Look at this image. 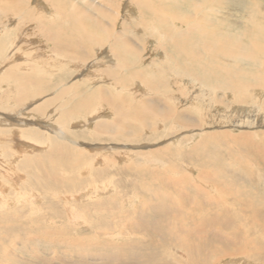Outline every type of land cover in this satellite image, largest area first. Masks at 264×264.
<instances>
[{
	"label": "rangeland",
	"instance_id": "obj_1",
	"mask_svg": "<svg viewBox=\"0 0 264 264\" xmlns=\"http://www.w3.org/2000/svg\"><path fill=\"white\" fill-rule=\"evenodd\" d=\"M22 1L24 7L22 4H20ZM22 1L20 0L18 2L17 0H1L0 2V7H7V9L9 8L10 10L9 12L6 11V16H9L8 18L5 17L4 20L3 15L5 14H2L3 17L0 19V33H2L0 36L2 35L3 37L0 39L2 40L0 41V68L3 69L0 71V73L5 72L7 69L21 65L20 67H28V70L26 69L24 71L26 74L30 73V75H33V73H36L37 71L36 65L38 62L42 61L43 64L47 63L46 59L44 58H47L50 54L53 55L49 61L53 63L55 62L54 60L57 61V58L53 59V56L55 57L56 54H54L52 51L60 53L63 57H80L81 59H85V64H80V66L78 65L76 68L68 66V68H66L67 70L62 69L64 71H57L58 77L55 80L50 77L47 78L46 82L43 80L42 83L45 84L42 85V94L35 97L32 96V94L31 96L26 95L21 105L15 109L17 112H0V115L2 114L1 117H10V120L4 119L2 117V119H0V126L3 127L4 125L6 127L3 128H5V132L7 134H13L15 138L19 136L20 139L19 137L18 139H15L13 136L11 137L15 139V143L18 141L17 145L19 146V150L23 149L22 152H17V156H19L18 158L16 157L17 160L10 159L9 157L7 158L6 155L4 158H2L3 160L0 158V165H2V168H9L13 165L15 168H21V170L18 169L20 170L19 173L22 177L19 182V191L23 192L24 190H27V192H36V196H38L37 202L34 204L36 211H30V208H28V205L30 204L25 201H18L17 196H15L16 192H14L11 188H8L7 192L4 193L3 198H9L11 204L9 206L5 205L6 207H4V205L0 207V236L5 235L4 237L6 239V241L5 239L0 241V245L4 242L3 245L0 246V264H211V262L212 264H256V262L257 264H262L264 262V89L259 87H263L264 85L256 84L255 77L258 74H260V77H262L261 73L264 72V64H262L264 63V58H262V56L264 57V0H181V3L178 5L179 8L174 7V5H172L173 3L170 4L169 0H166L167 2L162 0L163 5L166 6L164 8H167V5L169 7L167 12H170H166L167 14H171V12L174 11V14H177L180 10H182L180 12H184L186 15L192 16L191 19L196 20L195 22H202L201 24L207 28L216 27L213 31H219L218 33H231L229 40L231 39L232 41H236L237 44H242L241 46H245L246 48L249 46L248 50H250L253 54V60L252 58H248L246 56H241L242 58H234L225 54L223 55L221 52L217 50L215 51L211 44L202 42L203 44L201 43L199 46L202 48V50H204V55L202 56L203 59H200L201 62H199V60H194L191 58V56L185 55V53H180L181 55H174L172 52H170L169 62L173 65V61L176 59L175 63H179V66H181V69L185 70V72L199 70L201 64L204 67L207 66L209 69L207 71L211 74L209 78L212 81L216 79V74L218 73L223 74L224 71L228 72L229 75L231 73L233 78H237L234 79L236 84L239 82L238 84L246 87L248 92L242 90L244 98L246 96V99L250 100L249 92L251 95L255 94V101L246 103V101H243V99L241 101L242 103L239 102L238 104L245 107L247 111L252 110V108L255 106V111L251 114L255 116V120L257 119L256 123L248 124L245 123L244 119V123L246 125H243L244 123H242V126H237L236 128L234 126L232 129L230 123H224L220 121L217 122L218 124H207L201 119L198 112L196 113L191 110L188 112L184 110L183 113L186 114L185 117H181L178 120L180 122L176 121L174 128L169 127L171 126L169 122L162 123L160 118L154 116L150 118H148V115L142 116L140 120H143L144 122H141L140 120H133L134 118L132 120H128L129 124H131V122L135 124L136 122L138 125L137 129H139V132H136L135 135L132 130L126 131L123 128H118V130L120 129L119 131H111L96 127V122L98 121L97 118H95L96 114H104L107 116H109L108 114H111L112 119L115 118L114 109L110 108V105L106 106L107 103H105V93H94L98 88H107V84L113 83V81L118 77V75H116L117 72L114 71V69L111 70L112 68H110L109 64H107L111 63L108 60L115 61L114 54L111 52L112 49L110 48L114 39L111 41V38H108L107 42L105 43L106 45H104L105 47H102L105 49L103 52L108 51L106 55L107 57L102 54V51L96 52V45H91L90 42L85 41L83 34L79 32L80 29H78V27L80 25L78 26V24L76 25L75 23L71 24L69 21L71 16L69 11L73 12L71 9L73 7L72 4H74V0H72L73 2L71 0H65L66 5H60L62 3L59 2V4V0H56L57 4L53 0ZM141 1H137V3L135 0H133V2L131 0H109L111 5L110 8H112L114 12L118 13H115V18L119 15H126V11H128V9H131L132 13L143 10V14L147 17L152 13L151 11H156L158 13L163 9L160 7V10L158 11V8H151V5H159V1L157 0H144L142 4L139 3ZM109 2L107 1L106 4ZM1 3L3 5H1ZM79 4L82 5L81 2ZM27 6L30 7L28 8ZM24 8H26V10ZM200 8L202 9L201 11L199 10ZM23 11L24 13L26 11V13L31 11L33 14L29 13L28 16L30 15L31 17L27 16V18H23ZM44 12H47L48 15ZM58 18L64 22H61ZM112 20L113 19H110L111 22ZM144 20H146V17H144L141 21ZM47 23L49 24L47 25ZM51 23H54V26ZM113 23V28L118 29L119 24L121 23L120 18H117V20H115ZM176 25L180 26L181 23L176 21ZM40 26H43L44 28ZM144 26L147 25L144 24ZM137 27L138 25H132L131 29L134 31ZM25 28L29 29L26 30ZM11 29H14V31ZM47 29L50 34L55 36L54 38L57 37V39H60L58 40L59 43L57 40H51L49 42L46 37L44 38ZM16 31H21V34L18 32L16 33ZM142 32L143 30H141L139 33L135 32L141 41L131 38L129 44L140 45V47L144 48V61L141 62L142 67L146 68L147 70L151 68L152 70L150 69L148 73H156L157 71L155 70H157V63L153 61L159 60L157 59L158 54H156L159 51H156V47L150 43L152 38L146 40L144 37H142V35H140ZM7 35H9V37H7ZM199 41H201V39L198 40V42ZM52 42L58 43V45L54 46V43ZM10 43L13 44L11 47H8V44ZM202 45L204 46L202 47ZM205 47H209L210 51ZM256 47H260L262 49L259 48V50ZM21 51L24 54H22ZM77 51L79 54H77ZM10 53L13 55L10 56ZM83 53L86 54L82 56ZM16 54H18V56ZM33 54L36 55L33 57ZM8 55L10 57H8ZM51 55L49 57H51ZM49 57L47 58V61ZM41 59H43L45 62ZM36 60L38 61L37 63H35ZM59 60H61V58ZM191 60L193 62H191ZM61 61H63V58ZM185 61L187 63L191 62L190 65H181ZM23 62H25V64ZM23 64L24 66H22ZM225 64L227 66H224ZM138 67L140 68L139 63L137 68ZM47 68L50 67L47 65ZM51 68L56 70V68ZM137 68L135 69L136 72L139 70V68ZM207 68H205V70ZM103 69L105 71V75H102ZM200 70L202 69L200 68ZM55 72L56 71H54V73ZM84 72H88V76H93L96 74L98 75V78H100L99 76L102 78H100L96 84L91 85L90 82H92V80L89 81L90 78H83V76H81V74ZM243 72L244 74H241ZM121 79L127 80V76L120 74L119 80L121 81ZM183 81L184 83H188L189 80H187L185 77L183 78ZM69 82H74L73 84L76 86L71 88L72 91L70 90V92L66 93V97L64 96V101H66L65 99H68L67 102H64L62 98L57 96V101H55V104L46 107L45 110L43 109L41 111V113H32L35 103L38 104V101H40L42 96L45 97V95H52L55 97L56 95L54 93L57 94L58 92L59 94V86L68 84ZM137 82L135 81L131 87L128 86L129 88L133 87L130 96L132 95V92L134 93L137 90L139 91L136 92L137 94L135 93V98L138 95H141L140 90L142 87L143 90L145 88L144 91L148 92V89H146L144 84L141 85L139 82ZM10 84L11 83L8 84L7 81H0V97H5L6 94L8 95L9 93V97H6L8 99L12 98V100H14L13 98L16 96L14 93L18 92L20 87L13 85L12 88V85ZM166 84L168 86L170 83L167 82ZM251 84H254V89L252 88ZM177 85L178 86H175L176 90L173 91V93L180 95V97H183L182 99L186 100L188 96L185 93L183 86L181 88L179 83H177ZM166 87L162 89L163 91H161V93H164V90L165 93L167 92V94L170 92L169 88H167L168 91H166ZM9 90L11 91V94ZM253 90H258V92L252 93L251 91ZM221 91V89L216 90V93H221ZM124 93L122 94L127 96L126 92ZM94 94L98 96L97 98L99 99H96V96L93 99ZM150 94L152 95L151 97L164 99L162 96H158L154 92ZM224 95V99L231 103L232 101L229 99H231L232 96L228 97V94ZM84 98H86L87 102L90 100V103L95 106L97 105L96 107L98 109L96 108L95 111V108L90 107V109L86 108L87 111L86 109L84 111L76 108L78 109V112L75 111L74 107H76L77 104H80V102L82 103ZM144 98L145 100L142 101V104L144 105V103H146L148 104L147 106H150L148 101L145 102L149 99L148 95L144 96ZM36 100L38 101L36 102ZM61 101L65 104H62ZM57 104L66 106L64 109H67L66 112L72 111L66 120H62L60 118L61 115L65 113V111H62V105H59L58 108ZM166 104L169 103L166 102ZM156 105L157 104L151 106L150 111H152L154 114H160L161 108ZM161 105H165V103L162 102ZM231 105H234V103ZM231 105H223L216 102V105H214L210 110L212 114H223L227 109L229 111L232 110L230 108ZM128 108L129 106L124 103L122 110L128 111ZM51 109L53 110L51 111ZM182 109L180 107H176L174 111L179 113V111ZM19 112H22L21 114H25V117ZM231 113L233 116L234 114H237L235 109ZM243 113H245V111L239 112L240 115ZM93 115H95V117ZM34 117L38 118L35 119ZM87 117L89 119L86 121ZM190 118H192V120H190ZM51 119L52 121H50ZM112 119L110 118V120ZM5 120H7V122ZM46 122L47 124L49 123L48 126L42 124ZM138 122L142 124H139ZM13 123H17L16 128H14L15 125ZM147 123H149L150 126ZM160 124H166L165 129H167L165 130L162 128ZM182 124H184V126H182ZM187 124H190V126L186 129L185 126H187ZM53 127L57 128L53 129ZM17 128L20 131L16 130ZM25 129H27V131ZM21 130H23V132ZM28 132H36L39 135H51L50 137H52V139L61 143L63 142L57 138V135L59 136V134H65V136L68 138V142H66V139L64 144L67 145L70 150L73 149L78 152L84 151L86 152V155H91L95 159L92 162L93 165H89V162L86 159L80 160V162L74 166L75 169H71V174L64 172L61 174V171L56 169L54 172L49 171V173H52L51 176H49L48 171L46 170L47 167L45 166L46 163L41 162V157L49 151V148H47L48 146L46 145L47 143L42 141L37 143L36 141L32 140V137V139H30L26 135ZM159 132L161 135L158 134ZM93 133H96L100 139H97ZM115 134L119 135L117 136V139L113 138ZM163 134L165 136H163ZM193 134L196 136L192 138ZM92 137L96 139H93ZM101 137L104 138V140H102ZM85 138L88 139L86 140ZM203 141H206L205 143L209 144L203 145L201 143V146L195 148V145ZM111 147L112 149L110 150ZM177 149L179 151H177ZM99 154H102V156L107 160H103L104 158L100 157ZM99 158H101V160ZM11 161H14L15 163H12ZM8 162L13 165L9 164ZM89 168L91 170L90 173L98 177V180L94 181L98 182V185L92 184V177H89L87 174L82 175L79 172L80 170L87 173L90 171ZM55 177H57L56 179H58L60 183L53 181ZM89 183L90 185L88 186ZM107 183H109V186L111 184V187L108 188L109 191L104 189L105 186H107ZM94 185L97 186L98 189L94 187ZM88 188L91 189V194L87 191ZM94 188L98 191H95ZM65 189L69 191V196L73 195L75 198L73 197L72 199L67 198L66 200H63L59 193H61L62 190L65 191ZM78 190L82 192L83 195L79 196L80 193L77 194ZM103 191L105 192L103 193ZM219 193H222V195ZM226 194H228V197ZM216 202H218V204ZM62 204H65L63 205L64 207ZM66 205H71L72 208L74 206V210L76 212L75 214L79 218L78 221L69 222V217L68 220H66ZM224 206L227 208H224ZM257 206L258 208L260 207L259 210ZM39 207H41V209ZM48 208H52V210L54 209V211L58 212V215L62 218H60L57 213H52L53 211ZM3 213L4 215L6 213L7 217H3ZM231 213H233V215ZM195 214H197V216ZM43 215L45 219H41ZM53 215L56 217V219L51 220L50 217L53 218ZM1 216L3 218H1ZM227 216L229 217L227 218ZM239 218L243 219L240 221ZM195 219L197 221H195ZM12 223L15 227L12 225ZM235 223L236 225H234ZM27 232L29 233L27 234ZM235 234H237L236 238ZM217 238H219V242L216 241L218 240ZM189 239L192 240L190 241ZM221 240L223 243H220ZM175 243L178 246H176ZM205 245H209L208 248ZM176 248L178 249L176 250ZM231 248H235L237 252L235 250L233 251ZM208 251L211 253L209 256ZM180 252L182 253L180 254ZM230 253L233 257L230 256ZM4 254H7V257L1 259L3 256H5ZM213 261L216 262L213 263Z\"/></svg>",
	"mask_w": 264,
	"mask_h": 264
},
{
	"label": "bare ground",
	"instance_id": "obj_2",
	"mask_svg": "<svg viewBox=\"0 0 264 264\" xmlns=\"http://www.w3.org/2000/svg\"><path fill=\"white\" fill-rule=\"evenodd\" d=\"M18 2L20 1V0H17ZM22 1V0H21ZM54 2H56V0H53ZM69 1V0H68ZM72 1V0H71ZM109 2V0H74V4H72L73 5V7H72V9L71 10H73V12H75V13H73V12H71V11H69V13H70V23L71 24H78V29H80V33H82L83 34V38L85 39V41H88V42H90V44L91 45H96L95 47H96V49H95V51L96 52H98V51H102V54L103 55H107V53H108V51L107 52H103V51H105V49H103L102 47H105L104 45H106L105 43L107 42V40H108V38H111V41L114 39V41H112V44H111V49H112V51L111 52H113V54H114V57H115V61H113V60H108L109 62H111V63H107V64H109V67L110 68H112L111 70H113L114 69V71H116L117 73H116V75H118V77H117V79H115L114 81H113V83H110V84H107V88H105V89H102V88H98L97 90H95V92L94 93H97V92H104L105 93V103H107V105L106 106H108V105H110V108H112V109H114V111H115V118L114 119H112V115L111 114H108L109 116H107V115H98V114H96V117H95V115H93L95 118H97V125H96V127H99V128H103V129H107V130H111V131H117L118 130V128H123L124 130H132V132H134V135H135V133L136 132H139L138 130L139 129H137V127H138V125L136 124V122H135V124H133L132 122H131V124H129V121L128 120H132L133 118V120H140V118L142 117V116H144V115H148V118H150V117H152V116H154V117H158V118H160V120H161V122L162 123H166V122H169V124L171 125V126H169V127H171V128H174L175 127V123H176V121L177 122H180V121H178L181 117H185V113H183L184 112V110H186V111H194V112H198V114L200 115V117H201V119L202 120H204L205 121V123H207V124H211V125H213V124H216L217 122H220V121H222V122H224V123H230L231 124V127H232V129L234 128V126H235V128L237 127V126H242V123H244V119H245V123H248V124H255L256 123V121H257V119L255 120V116L253 115V114H251L252 112H254L255 111V106H254V108H252V110H249V111H247L246 109H245V107H243V106H240L238 103L239 102H241L243 99V101H246V103L247 102H250V101H255V94L254 95H251L250 94V92H249V95H250V100H248V99H246L247 97L245 96V98L243 97V94H242V90H245V92H248L247 91V89H246V87H244V86H242L241 84H236L234 81V79H237L236 77H232V75H231V73H230V75L228 74V72H226V71H224V73L223 74H220V73H218V74H216V79L215 80H210V76H211V74H210V72H208L207 70H209L208 68H207V66L206 67H204L202 64L200 65V68L202 69V70H200V68H199V70H196V71H187V72H185V70H183V69H181L182 67L181 66H179V63L177 64V63H175V60L173 61V65L169 62V58H170V52H172L174 55H179L180 53H185V55H188V56H191V58H193L194 60H199V62H201L200 61V59L202 60L203 58H202V56L204 55V50H202V48L201 47H199L200 45H201V43L203 42V43H206V44H211L214 48V50L216 51H219V52H221L223 55L225 54V55H227V56H231V57H234V58H239V57H244V56H246V57H248V58H252L253 57V54L251 53V51L250 50H248L249 49V46H248V48H246L245 46H241V45H239V44H237L236 43V41H232L231 39L229 40V37H231L230 36V34L231 33H224V34H222V33H218L219 31H213L215 28H207V27H205V26H203V24H201V23H198V22H195L196 20H192L191 19V17L192 16H190V15H186L184 12H180V11H182V10H180L179 11V13H177V14H174V12H171V14H167L168 12H170V11H168L167 12V10H169L168 8V5H167V8H164V7H166V6H164L163 5V2H162V0H157V1H159V5H151V8H158V11L160 10V7H162L163 9L161 10V11H159L158 13L156 12V11H151L152 13L147 17V16H145L143 13V10H139V11H136V12H134V13H132L131 12V9H128V11H126V15H119V16H117L116 18H115V13L116 12H114V10L112 9V8H110L111 7V5H110V2L108 3V4H106V2ZM132 2H133V0H131ZM136 2L137 1H141V0H135ZM144 1V0H143ZM143 1H141V2H139V3H141L142 4V2ZM164 1H166V0H164ZM168 1V0H167ZM166 1V2H167ZM170 1V4L171 3H173L172 5H174V7H176V8H179V4L181 3V0H169ZM0 2H1V0H0ZM3 2V1H2ZM11 2V1H10ZM62 3V4H60V3ZM65 0H59L58 1V3L60 4V5H66L65 4ZM73 2V1H72ZM82 3V5H80L79 3ZM216 2V1H215ZM131 3V2H130ZM138 3V2H137ZM20 4H22L23 5V7H24V4H23V1L22 2H20ZM42 4V3H41ZM50 4V3H49ZM56 4H57V2H56ZM71 4V3H70ZM223 4V3H222ZM1 5H3L2 3H1ZM116 5V4H115ZM144 5V4H143ZM147 5V4H146ZM145 5V6H146ZM46 6V5H45ZM52 6V5H51ZM117 6V5H116ZM137 6V5H136ZM148 6V5H147ZM189 6V5H188ZM28 7V6H27ZM26 7V8H27ZM30 7V6H29ZM28 7V8H29ZM54 7V6H53ZM128 7V6H127ZM130 7H132V6H130ZM142 7H144V6H142ZM141 7V8H142ZM201 7V6H200ZM26 8H24L25 10H26ZM32 8V7H31ZM50 8H52V7H50ZM199 8V7H198ZM33 9V8H32ZM31 9V10H32ZM36 9V8H35ZM45 9V8H44ZM24 10V11H25ZM28 10V9H27ZM34 10V9H33ZM50 10V9H49ZM145 10V9H144ZM200 11L202 10L201 8L199 9ZM6 11H10L9 10V8L7 9V7L5 8V7H0V19H1V17H3L4 16V20H5V17H9V16H6ZM24 11H23V13L22 14H24L23 15V18L24 17H26L27 18V16H28V14L29 13H31V11L30 12H28V13H24ZM29 11V10H28ZM37 11H39V10H37ZM134 11H135V9H134ZM146 11H147V9H146ZM196 11V10H195ZM167 12V13H166ZM214 12V11H213ZM34 13H36V12H34ZM45 14H47L48 15V13L47 12H44ZM191 13V12H190ZM203 13V12H202ZM2 14H5V15H3L2 16ZM11 14V13H10ZM31 14H33V13H31ZM55 14V13H54ZM116 14H118V13H116ZM128 14V15H127ZM132 14V15H131ZM194 14V13H193ZM217 14V13H216ZM56 15V14H55ZM66 15V14H65ZM200 15V14H199ZM211 15V14H210ZM11 16V15H10ZM58 16V15H57ZM61 16V15H60ZM28 17H31L30 15L28 16ZM144 17H146V20H144V21H141ZM204 17V16H203ZM61 18V17H60ZM60 18H58L61 22H64V21H62ZM67 18V17H66ZM117 18H120V21H121V23L119 24V27H118V29H114L113 28V26H114V21L115 20H117ZM153 18V19H152ZM211 18V17H210ZM15 19V18H14ZM19 19H20V17H19ZM37 19H39V18H37ZM45 19V18H44ZM55 19V18H54ZM109 19V20H108ZM110 19H113L112 20V22L110 21ZM66 20V19H65ZM151 20V21H150ZM202 20V19H201ZM207 20V19H206ZM25 21V20H24ZM49 21V20H48ZM146 21V22H145ZM155 21V22H154ZM176 21H179L180 23H181V25L180 26H178V25H176ZM111 22V23H110ZM144 22V23H143ZM207 22V21H206ZM217 22H219V21H217ZM216 22V23H217ZM22 23H24V22H22ZM50 23V22H49ZM49 23H47V25L49 24ZM143 23V24H142ZM209 23H211V22H209ZM3 24V23H2ZM52 24V23H51ZM54 24V23H53ZM52 24V25H53ZM57 24V23H56ZM139 24H141V25H143V26H141V25H139ZM144 24L145 25H147V26H144ZM221 24V23H220ZM21 25V24H20ZM65 25H66V23H65ZM132 25H138V27L136 28V30H132L131 29V27H132ZM217 25V24H216ZM17 26V25H16ZM54 26V25H53ZM141 26V27H140ZM4 27H6V26H4ZM40 27H43V26H40ZM77 27V26H76ZM8 28V27H7ZM15 28V27H14ZM27 28V27H26ZM25 28V29H26ZM44 28V27H43ZM43 28H41V29H43ZM48 28V27H47ZM10 29V28H9ZM17 29V28H16ZM19 29V28H18ZM24 29V30H25ZM29 29V28H28ZM28 29H26V30H28ZM37 29V28H36ZM74 29V28H73ZM5 30V29H4ZM12 30V29H11ZM44 30V29H43ZM115 30H117V31H115ZM141 30H143V32L140 34V35H142V37H144L146 40H148V39H150V38H152L151 40L152 41H150V43L151 44H153L156 48H155V50L156 51H159V52H157L156 54H158V56H157V59H159V60H157V61H153V62H156L157 63V70H155V71H157L156 73L154 72V73H148V71L151 69H149V70H147L146 68H143L142 67V61H144V54H143V50H144V48L143 47H140V45H134V44H129V41H130V39L132 38V39H137L138 41H141V39L138 37V35H136L135 34V32L136 33H139ZM12 31H14V29L12 30ZM23 31V30H22ZM8 32H9V30H8ZM18 31H16V33H17ZM21 32V31H20ZM20 32H18V33H20ZM45 32V31H44ZM78 32V33H79ZM14 33V32H13ZM29 33V32H28ZM32 33V32H31ZM52 33V32H51ZM58 33H59V31H58ZM0 34H2V33H0ZM21 34V33H20ZM25 34H27V33H25ZM6 35V34H5ZM10 35V34H9ZM9 35H7V37H9ZM42 35H43V33H42ZM53 34H50L49 33V31H48V29H47V31H46V35H44V38L46 37L47 39H48V41L50 42L51 40H57V42L59 43V41L58 40H60V39H57V37L56 38H54L55 36L53 35ZM56 35V34H55ZM235 35V34H234ZM27 36V35H26ZM57 36V35H56ZM59 36V35H58ZM263 36H264V34H263ZM60 37V36H59ZM3 37H2V35L0 36V39H2ZM24 38V37H23ZM144 38H143V40H144ZM261 38V37H260ZM201 39V41H199L198 42V40H200ZM14 40V39H13ZM255 40V39H254ZM253 40V41H254ZM0 41H2V40H0ZM145 41V40H144ZM8 42H10V41H8ZM7 42V43H8ZM11 42H12V40H11ZM238 42V41H237ZM255 42V41H254ZM256 42H258V41H256ZM18 43V42H17ZM52 43H54V42H52ZM58 43H54V46H56V45H58ZM202 43V44H203ZM240 43V42H239ZM260 43V42H259ZM4 44H5V42H4ZM12 44L13 43H10V44H8V47H11L12 46ZM61 44V43H60ZM62 44H64V43H62ZM108 44V43H107ZM20 45V44H19ZM246 45V44H245ZM249 45V44H248ZM3 46V45H2ZM14 46V45H13ZM97 46H98V48H97ZM109 46V45H108ZM204 45H202V47H203ZM259 46V45H258ZM261 46V45H260ZM263 46V45H262ZM6 47H7V45H6ZM67 47H68V45H67ZM211 47V46H210ZM60 48V47H59ZM207 50L209 49V51H210V48L209 47H205ZM257 48V47H256ZM260 48V47H259ZM259 48H257V49H259ZM68 49H69V47H68ZM253 49V48H252ZM260 49H262V48H260ZM259 49V50H260ZM0 50H1V48H0ZM20 50V49H19ZM263 50H264V48H263ZM213 51V50H212ZM262 51V50H261ZM12 52H14V51H12ZM11 52V53H12ZM22 52V51H21ZM54 54H56L55 55V57L53 56V59L54 58H57V61L56 60H54L55 62L53 63V62H51V61H49L50 60V58H52V55H51V57H49V59H48V61H47V58H44V59H46V62L47 63H42V61H40V62H38L37 60H36V62L35 63H37L38 62V64L36 65L37 66V68H36V73L34 72L33 73V75H30V73H27L26 74V72H24L26 69L28 70V67L27 68H25V67H20V66H15L14 68H10V69H7L5 72H1L0 73V81L2 80L3 82L4 81H7L8 82V84L9 83H11L10 85H12V88H13V85L14 86H17V87H20L18 90V92H16V93H14L16 96H15V98H13L14 100H12V98H7V97H9V93H8V95L6 94V96L5 97H0V112L1 113H4V112H14L15 111V109H17L18 108V106L19 105H21V103H22V101L24 100V97H26V95H28V96H31V94H32V96H39V95H41L42 94V92L43 91H41L43 88H42V85H44L45 83H42V81L44 80L45 82L47 81V78L48 77H50V78H53L54 80L55 79H57V77H58V73H57V71L59 72V70H61V71H64V70H67L66 68H68V66H71L72 68H76L78 65L80 66V64L81 65H84L85 63H84V60L85 59H81L80 57H77V58H74V57H63V56H61V54L60 53H58V52H54V51H52ZM258 52V51H257ZM11 53H10V56H12L11 55ZM15 53V52H14ZM44 53V52H43ZM45 53H48V52H45ZM254 53V52H253ZM22 54H24L23 52H22ZM77 54H79V52L77 51ZM86 53H83L82 54V56H84ZM222 54H220V55H222ZM17 56H18V54H16ZM36 54H33V57L35 56ZM63 55V54H62ZM172 55V54H171ZM181 55V54H180ZM257 55V54H256ZM2 56V55H1ZM9 55H8V57H10ZM45 56H47V55H45ZM137 56V57H136ZM5 57H6V54H5ZM14 57H15V55H14ZM107 57V56H106ZM175 57V56H174ZM180 57H182V56H180ZM186 57V56H185ZM241 57V58H242ZM245 57V58H246ZM261 57V56H260ZM1 58V57H0ZM24 58V57H23ZM61 58V60H62V58H63V61H61V60H59ZM135 58V59H134ZM138 58V59H137ZM233 58V59H234ZM258 58V57H257ZM262 58H264L263 56H262ZM40 59V58H39ZM186 59H188V58H186ZM207 59V58H206ZM231 59V58H230ZM6 60V59H5ZM25 60V59H24ZM41 60H43V59H41ZM179 60V59H178ZM178 60H177V62H178ZM190 60V59H189ZM237 60V59H236ZM252 60H253V58H252ZM4 61V60H3ZM11 61V60H10ZM44 61V60H43ZM161 61V62H160ZM181 61V60H180ZM12 62V61H11ZM13 62H16V61H13ZM45 62V61H44ZM81 62V63H80ZM103 62V61H102ZM106 62V61H105ZM186 62V61H185ZM183 63V64H181V65H187V66H189L190 65V63L191 62H193L192 60H191V62L190 63ZM260 62V61H259ZM1 63V62H0ZM7 63H8V61H7ZM24 64H25V62H23ZM29 63V62H28ZM138 63L140 64V68H139V70H137V72L135 71V69L137 68V66H138ZM144 63V62H143ZM223 63V62H222ZM11 64V63H10ZM19 64V63H18ZM21 64V63H20ZM24 64L22 65V66H24ZM45 64H47L50 68H47V65H45ZM105 64V63H104ZM155 64V63H154ZM167 64H168V66H167ZM262 64H264V63H262ZM12 65V64H11ZM26 65H27V63H26ZM99 65H101V64H99ZM151 65V64H150ZM195 65V64H194ZM229 65V64H228ZM261 65V64H260ZM13 66V65H12ZM155 66V65H154ZM212 66V65H211ZM224 66H227L226 64L224 65ZM11 67V66H10ZM51 67H53V68H56V70L54 69H52ZM106 67H107V65H106ZM153 67V66H152ZM209 67V66H208ZM137 68V69H138ZM156 68V67H155ZM159 68V69H158ZM184 68H186V67H184ZM205 68H207L206 70H205ZM210 68V67H209ZM220 68V67H219ZM233 68V67H232ZM62 69H64V70H62ZM101 69V68H100ZM222 69H224V68H222ZM227 69V68H226ZM230 69V68H229ZM3 69H1L0 68V71H2ZM30 70H31V68H30ZM108 70H110V69H108ZM152 70V69H151ZM54 71H56L55 73H54ZM102 71V70H101ZM212 71V70H211ZM30 72H32V71H30ZM109 73V72H108ZM261 73V72H260ZM101 74V73H100ZM120 74L121 75H124V76H127V80H122L121 79V81L119 80V76H120ZM241 74H244V72L243 73H241ZM102 75H105V71H104V69H103V71H102ZM81 76H83V78H90L89 79V81L90 80H92V82H90V84L91 85H94V84H96L97 83V81L100 79V78H102L101 76H99L100 78H98V75H96V74H94L93 76H91V75H89L88 76V72L86 73V72H84V73H82L81 74ZM213 76H215V75H213ZM212 76V77H213ZM240 76V75H239ZM261 76L262 77H260V74H258V75H256V81H255V83L256 84H258V85H264V72L263 73H261ZM61 77V76H60ZM187 78V80H189L188 81V83H184V81H183V78ZM244 77V76H243ZM92 78V79H91ZM97 78V79H96ZM241 78V77H240ZM233 81H232V80ZM246 79V78H245ZM119 81V82H118ZM139 82L141 85L142 84H144L145 86H146V89H148V92L147 91H144L145 90V88H144V90L141 88V90H140V94L141 95H138L136 98L137 99H139V100H137L136 98H135V93L136 92H139L138 90L137 91H135L134 93L132 92V95L130 96V93H131V90L133 89V87L132 88H129V87H131V86H133V84H134V82ZM186 81V80H185ZM240 81V80H239ZM241 81H243V80H241ZM253 81V80H252ZM76 82V81H75ZM137 82V83H138ZM167 82H169L170 84H168V86H167ZM254 82V81H253ZM74 83V82H73ZM73 83H71V82H69L68 84H63V85H61V86H59V94H58V92H57V94L56 93H54L56 96L54 97V96H46L45 95V97H41L40 98V101H38V100H36V102L38 101V104L37 103H35V106L33 107L34 109H32V113H41V111L44 109L45 110V108L46 107H49V106H51L52 104H55V101H57L56 99H57V96L59 97V98H62V100L64 101V98L66 97V93L67 92H70V90H71V88H73V87H75L76 85L75 84H73ZM174 83H176V84H174ZM177 83H179V85H180V87L182 88V86H183V88H184V90H185V93L187 94V98H186V100L185 99H182L183 97H180V95H176L175 93H173V91H175L176 90V88H175V86H178L177 85ZM254 83V84H255ZM2 84V83H1ZM5 84V83H4ZM254 84L252 85V88H253V86H254ZM255 84V85H256ZM167 87H166V86ZM258 85H257V87H258ZM3 86V85H2ZM5 86V85H4ZM9 86V85H8ZM98 86V85H97ZM129 86V87H128ZM128 87V88H127ZM166 87V91H168L167 90V88H169V90H170V92L167 94V92L165 93V90H164V93H161V91H163L162 89L163 88H165ZM251 87V86H250ZM10 88V87H9ZM140 88V87H139ZM248 88V87H247ZM251 88V89H252ZM259 88H263L264 89V86L263 87H259ZM2 89V88H1ZM49 89V88H48ZM135 89V88H134ZM219 89H221L222 91H221V93H216V90H219ZM254 89V88H253ZM72 91V90H71ZM9 92H10V94H11V91L9 90ZM124 92H126V94H127V96L126 95H124L125 93ZM152 92H154V93H156L158 96H162L164 99H158V98H155V97H151L152 95L150 94V93H152ZM252 93L253 92H258V90H253V91H251ZM44 93H45V91H44ZM61 93V94H60ZM122 93H124V94H122ZM159 93V94H158ZM177 93V92H176ZM53 94V95H54ZM98 94V93H97ZM137 94V93H136ZM185 94V95H186ZM224 94H228V97L230 96H232L231 97V99H229V100H231L232 102L231 103H229V102H227V100H225L224 99V97L223 96H225ZM148 95V97H149V99L148 100H146L145 102H149V104H150V106H147L148 104H146V103H144V105L142 104V101H144L145 100V98H144V96H147ZM1 96V95H0ZM11 96H13V95H11ZM65 96V97H64ZM95 94H94V96H93V99L95 98ZM74 97H76V96H74ZM92 97V96H91ZM98 96H96V99H99V98H97ZM30 98V97H29ZM144 98V99H143ZM226 98V97H225ZM89 99V98H88ZM101 99H102V97H101ZM42 100H44V101H42ZM66 101H64V102H67V100L68 99H65ZM104 100V99H103ZM33 101V100H32ZM76 101V100H75ZM99 101H101V100H99ZM120 101H121V103H120ZM125 101V102H124ZM163 103H165V105H161V103L162 102ZM58 102H60V101H58ZM62 102V101H61ZM64 102H62V104L64 103ZM93 102V101H92ZM103 102V101H102ZM166 102L167 103H169V104H166ZM216 102H218V103H221V104H223V105H231L232 103H234V105H231V109L232 110H226L223 114H212L211 113V108L214 106V105H216ZM124 103H126V105H128L129 106V110L128 111H123L122 110V106L124 105ZM242 103V102H241ZM245 103V102H244ZM251 103V102H250ZM25 104V103H24ZM30 104V103H29ZM62 104H59V105H62ZM65 104V103H64ZM103 104V103H102ZM101 104V105H102ZM155 104H157L156 106H159V108H161V113L160 114H154L152 111H150V107L151 106H154ZM58 105V104H57ZM59 105L57 106L58 108H59ZM75 105V104H74ZM73 105V106H74ZM252 105V104H251ZM54 106H56V105H54ZM63 107V109H62V111L66 108V106H64V105H62ZM68 106V105H67ZM97 106V105H96ZM95 105H93L92 103H90V100L87 102V100H86V98H84V100L82 101V103L80 102V104H77L76 105V107H74L75 109V111H77L78 112V109L79 110H84L85 111V109L86 108H88V109H90V107L91 108H95V111H96V107ZM246 106V105H245ZM22 107V106H21ZM148 107H149V109H148ZM176 107H180L182 110L181 111H179V113H176L174 110H175V108ZM247 107V106H246ZM250 107V106H249ZM28 108H29V106H28ZM32 108V107H31ZM55 108V107H54ZM60 108H61V106H60ZM76 108H78V109H76ZM248 108V107H247ZM98 109V108H97ZM126 109V108H125ZM236 110V112H237V114H234V116L232 115V111L233 110ZM31 110V109H30ZM53 109H51V111H52ZM67 110V109H66ZM66 110H64L65 111V113H63L62 115H61V119L62 120H66L67 118H68V115L69 114H71L72 113V111H67L66 112ZM102 110V109H101ZM104 110V109H103ZM127 110V109H126ZM25 111V110H24ZM50 111V110H49ZM63 111V112H64ZM86 111H87V109H86ZM104 111H106V110H104ZM131 111V112H130ZM158 111H159V109H158ZM240 111H242V112H244L245 111V113H243V114H239V112ZM258 111V110H257ZM256 111V112H257ZM15 112H17V111H15ZM56 112V111H55ZM60 112V111H59ZM58 112V113H59ZM91 112H92V110H91ZM176 114H175V113ZM20 113V112H19ZM22 113V112H21ZM20 113V114H21ZM48 113V112H47ZM46 113V114H47ZM87 113V112H86ZM97 113H99V112H97ZM217 113V112H216ZM13 114V113H12ZM11 114V115H12ZM43 114V113H42ZM83 114V113H82ZM89 114H90V112H89ZM94 114V113H93ZM255 114V113H254ZM2 115V114H1ZM1 115H0V117H1ZM17 115V114H16ZM22 116L24 115V117H25V114H21ZM34 115V114H33ZM79 115V114H78ZM258 115V114H257ZM13 116V115H12ZM39 116V115H38ZM44 116V115H43ZM52 116H53V114H52ZM57 116H58V114H57ZM3 117V116H2ZM2 117L0 118V119H2ZM14 117V116H13ZM51 117V116H50ZM77 117V116H76ZM83 117H85V116H83ZM88 117H91V116H88ZM86 118V121H87V119H89V118ZM93 117V118H94ZM114 117V116H113ZM153 117V118H154ZM4 118V117H3ZM27 118H28V116H27ZM29 118H30V116H29ZM32 118V117H31ZM35 118V117H34ZM36 118H38V117H36ZM35 118V119H36ZM40 118V117H39ZM45 118V117H44ZM49 118V117H48ZM79 118V117H78ZM81 118V117H80ZM110 118L112 119V120H110ZM157 118V119H158ZM4 119H8V120H10V117H8V116H6ZM17 119V118H16ZM24 119H26V118H24ZM41 119H43V118H41ZM58 119H59V117H58ZM188 119V118H187ZM233 119V120H232ZM23 120V119H22ZM190 120H192V118H190ZM6 122H7V120H5ZM18 121V120H17ZM50 121H52V119L50 120ZM61 121V120H60ZM71 121V120H70ZM82 121V120H81ZM141 122L143 121V120H140ZM189 121V120H188ZM9 122V121H8ZM25 122V121H24ZM40 122H42V121H40ZM49 122V121H48ZM55 122V121H54ZM53 122V123H54ZM65 122V121H64ZM144 122V121H143ZM160 122V123H161ZM182 122V121H181ZM20 123H22V122H20ZM50 123V122H49ZM49 123L47 124V122L46 123H42L43 125H45V126H48L49 125ZM59 123V122H58ZM73 123V122H72ZM84 123V122H83ZM89 123V122H88ZM87 123V124H88ZM139 123V122H138ZM185 123V122H184ZM243 124V125H246V124ZM1 124V123H0ZM6 124V123H5ZM11 124V123H10ZM14 124V123H13ZM17 124V123H16ZM16 124H14L15 126H14V128H16L17 127V125ZM35 124V123H34ZM39 124V123H38ZM52 124V123H51ZM60 124H62V123H60ZM139 124H142V123H139ZM149 126H150V124L149 123H147ZM175 124V125H174ZM181 124V123H180ZM179 124V125H180ZM194 124V123H193ZM218 124V123H217ZM8 125V124H7ZM65 125V124H64ZM93 125V124H92ZM144 125V124H143ZM161 126H162V128H164L165 129V125L166 124H160ZM9 126V125H8ZM27 126V125H26ZM40 126V125H39ZM55 126V125H54ZM60 126V125H59ZM86 126V125H85ZM142 126V125H141ZM182 126H184V124H182ZM190 126V124H187V126H185V128L187 129V127H189ZM3 127H5L4 125H3ZM3 127H1L0 126V158L2 159V158H4L5 157V155H6V157L8 158H10V159H13V160H17L16 159V157L18 158L19 156H17V152H22V150L23 149H20L19 150V146L17 145V143H18V141H17V143H15V139H18V137H16L15 138V136H13V134L12 135H10V133H6L5 132V128H3ZM21 127V126H20ZM30 127V126H29ZM61 127V126H60ZM59 127V128H60ZM73 127V126H72ZM79 127V126H78ZM168 127V128H169ZM230 127V126H229ZM11 128V127H10ZM19 128V127H18ZM16 129V130H19V129ZM28 128V127H27ZM35 128V127H34ZM55 128H57V127H55ZM54 127H53V129H55ZM75 128V127H74ZM93 128H94V126H93ZM145 128V127H144ZM155 128V127H154ZM177 128V127H176ZM9 129V128H8ZM13 129V128H12ZM20 129H22V128H20ZM24 129V128H23ZM32 129V128H31ZM167 129V128H166ZM165 129V130H166ZM26 131H27V129H25ZM44 130V129H43ZM120 130V129H119ZM118 130V131H119ZM155 130V129H154ZM154 130H153V132H154ZM158 130V129H157ZM163 130V129H162ZM165 130H163V131H165ZM13 131V130H12ZM20 131V130H19ZM22 132H23V130H21ZM36 131V130H35ZM47 131V130H46ZM56 131H57V129H56ZM96 131V130H95ZM126 131H125V133H126ZM161 131V130H160ZM176 131V130H175ZM21 132V133H22ZM31 132V131H30ZM30 132H28V133H26V135L30 138V139H32V140H34V141H36L37 143L38 142H45V143H47L46 145L48 146L47 148H49L48 150V152L47 153H43L44 155L41 157L42 159H41V162L42 163H46V170L48 171V174H49V176H51V174L52 173H49V171L50 172H54L56 169L57 170H59V171H61V174H63V172L64 173H69V174H71L72 173V171H71V169L72 170H74L75 168H74V166L75 165H77L78 164V162H80V160H87L88 162H89V165H93V161L95 160L91 155H86V152H84V151H81V152H78V151H76V150H70L69 148H68V146L67 145H65L64 144V141L66 140V142H68V138L65 136V134H59V136L57 135V138H59V140L60 141H62L63 143H61V142H58V141H55L54 139H52V137H50L49 135H47V134H37L36 132L34 133V132H32V133H30ZM38 132V131H37ZM42 132V131H41ZM52 132V131H51ZM53 132H55V131H53ZM48 133V132H47ZM120 133V132H119ZM131 133V132H130ZM165 133V132H164ZM56 134H58V133H56ZM77 134H79V133H77ZM80 134H82V133H80ZM94 134V133H93ZM138 134V133H137ZM158 134H160V132L158 133ZM166 134V133H165ZM257 134V133H256ZM19 135V134H18ZM68 135V134H67ZM106 135H108V134H106ZM120 135H121V133H120ZM133 135V134H132ZM131 135V136H132ZM157 135V134H156ZM155 135V136H156ZM161 135V134H160ZM202 135V134H201ZM11 136H13L15 139H13V137H11ZM17 136V135H16ZM23 136V135H22ZM94 136H96L97 137V139H100V138H98V135L95 133L94 134ZM103 136H104V134H103ZM117 136H119L118 134H115L114 135V137L113 138H116L117 139ZM163 136H165L164 134H163ZM196 135H192V138L193 137H195ZM32 137V138H31ZM159 137H162V136H159ZM24 138V137H23ZM89 138H90V136H89ZM93 138V137H92ZM132 138V137H131ZM152 138V137H151ZM156 138V137H155ZM19 139H20V137H19ZM86 139V138H85ZM85 139H84V141H85ZM88 139V138H87ZM86 139V140H87ZM93 139H96V138H93ZM101 139L102 140H104V138H102L101 137ZM128 139V138H127ZM158 139V138H157ZM189 139V138H188ZM25 140V139H24ZM57 140V139H56ZM108 140H109V137H108ZM191 140V139H190ZM205 140V139H204ZM30 141V140H29ZM101 141V140H100ZM106 141V140H105ZM121 141V140H120ZM210 141V140H209ZM22 142V141H21ZM98 142V141H97ZM109 142V141H108ZM114 142V141H113ZM119 142V141H118ZM123 142V141H122ZM124 142H126V141H124ZM206 141H203V142H200V143H198L197 145H195V148L196 147H199V146H201L200 144L202 143L203 145L204 144H209V143H205ZM87 143V142H86ZM115 143V142H114ZM120 143V142H119ZM128 143V142H127ZM29 144H30V142H29ZM44 144V143H43ZM112 144V143H111ZM116 144H118V143H116ZM173 144V143H172ZM180 144V143H179ZM31 145V144H30ZM24 146V145H23ZM42 146V145H41ZM77 146V145H76ZM100 146V145H99ZM110 146V145H109ZM206 146H209V145H206ZM89 147V146H88ZM97 147V146H96ZM36 149V148H35ZM112 149V147L110 148V150ZM114 149V148H113ZM39 150V149H38ZM42 151V150H41ZM177 151H179L178 149H177ZM24 152V151H23ZM25 152H26V150H25ZM24 152V153H25ZM34 152V151H33ZM88 152V151H87ZM90 152V151H89ZM112 152V151H111ZM115 152V151H114ZM193 153H194V151H193ZM21 154V153H20ZM33 154V153H32ZM36 156V155H35ZM39 156V155H38ZM99 156L100 157H103L102 156V154H99ZM127 157H129V156H127ZM187 157V156H186ZM189 157V156H188ZM27 158V157H26ZM89 158V159H88ZM104 158V157H103ZM102 158V159H103ZM24 159V158H23ZM30 159V158H29ZM100 160H101V158H99ZM106 158H104L103 160H105ZM3 160V159H2ZM98 160V159H97ZM107 160V159H106ZM112 160H114V159H112ZM128 160V159H127ZM141 160V159H140ZM143 160V159H142ZM8 161V160H7ZM25 161H27V160H25ZM132 161H134V160H132ZM4 162V161H3ZM12 163L14 162V161H11ZM40 162V161H39ZM127 162V161H126ZM2 163V162H1ZM9 163V162H8ZM15 163V162H14ZM145 163V162H144ZM5 164V163H4ZM9 164H11V163H9ZM8 164V165H9ZM28 164V163H27ZM159 164V163H158ZM166 164V163H165ZM11 165H13V164H11ZM38 165H40V164H38ZM130 165V164H129ZM4 166V165H3ZM25 166V165H24ZM42 166H44V165H42ZM110 166V165H109ZM19 167V166H18ZM93 167H95V166H93ZM74 168V169H73ZM91 168V167H90ZM90 168H89V170H90ZM139 168V167H138ZM18 169H20L21 170V168H15L14 167V165L13 166H10L9 168H2V165H0V207H2L3 205H4V207H6L5 205H10L11 204V201H10V199L9 198H6L5 199V197L3 198V195H4V193H6L7 192V189L8 188H11L14 192H16V195L15 196H17V200L18 201H25V202H28V204H30V205H28L29 207L28 208H30V211H36V209L34 208L35 206H34V204L37 202V197L38 196H36V192L35 193H33V192H27V190L25 191H23V192H20L19 190V182H20V180L22 179V177L20 176V173H19V171L20 170H18ZM24 170H25V168H24ZM23 170V171H24ZM95 170V169H94ZM140 170V169H139ZM30 171H31V169H30ZM87 171V170H86ZM96 171V170H95ZM95 171H93V172H95ZM99 171V170H98ZM79 172H80V174H82V175H89V177H92L91 179H92V184H97L98 182H94V181H97L98 180V177L97 176H94V175H92L90 172H91V170L90 171H88L87 173L86 172H84V171H80L79 170ZM146 172V171H145ZM74 173V172H73ZM157 173V172H156ZM96 174V173H95ZM204 175V174H203ZM72 176V175H71ZM159 176V175H158ZM48 177V176H47ZM84 177V176H83ZM88 177V176H87ZM101 177V176H100ZM57 177H55L54 178V182L56 181V182H59V180L58 179H56ZM242 178V177H241ZM160 179H162V178H160ZM104 180V179H103ZM101 181V180H100ZM105 181V180H104ZM108 181V180H107ZM45 182V181H44ZM161 182V181H160ZM60 183V182H59ZM100 183V182H99ZM105 183V182H104ZM162 183V182H161ZM200 183V182H199ZM36 184H38V183H36ZM41 184V183H40ZM43 184V183H42ZM46 184V183H45ZM54 184V183H53ZM29 185H30V183H29ZM34 185V184H33ZM32 185V186H33ZM90 185V183L88 184V186ZM94 185V187H96L97 189H98V187L97 186H95ZM98 185V184H97ZM10 186V187H9ZM17 186V187H16ZM27 186V185H26ZM26 186H24V187H26ZM50 186V185H49ZM54 186V185H53ZM162 186V185H161ZM160 186V187H161ZM193 186V185H192ZM213 186V185H212ZM23 187V188H24ZM34 187V186H33ZM41 187H42V185H41ZM46 187V186H45ZM45 187H43V188H45ZM101 187V186H100ZM104 187V186H103ZM109 187H111V184H110V186H109V183H107V186H105V190L106 191H109L108 190V188ZM183 187V186H182ZM30 188V187H29ZM84 188V187H83ZM154 188V187H153ZM213 188V187H212ZM41 189V188H40ZM49 189V188H48ZM102 189V188H101ZM22 190V189H21ZM32 190V189H31ZM85 190V189H84ZM94 190H95V188H94ZM103 190V189H102ZM158 190V189H157ZM185 190V189H184ZM183 190V191H184ZM207 190V189H206ZM33 191V190H32ZM43 191V190H42ZM53 191V190H52ZM71 191V190H70ZM79 191V190H78ZM77 191V194H79V196H81V195H83L82 194V192H78ZM83 191V190H82ZM88 192H90L91 191V189H89L88 188V190H87ZM95 191H98V190H95ZM215 191V190H214ZM217 191H218V189H217ZM68 190L67 189H65V191L64 190H62L61 191V193H59L60 194V196H61V198L63 199V200H66L67 198L69 199V198H75V196H73V195H68ZM105 191H103V193H104ZM75 193V192H74ZM138 193H139V191H138ZM217 193V192H216ZM232 193V192H231ZM49 194V193H48ZM52 194V193H51ZM84 194H86V193H84ZM90 194H91V192H90ZM95 194V193H94ZM188 194V193H187ZM220 195H222V193H219ZM57 195V194H56ZM145 195V194H144ZM210 195V194H209ZM212 195V194H211ZM220 195H218V196H220ZM227 195V197H228V194H226ZM235 195V194H234ZM244 195V194H243ZM245 195H246V192H245ZM59 196V195H58ZM66 196H69V197H66ZM78 196V195H77ZM235 196H237V195H235ZM242 196V195H241ZM42 197V196H41ZM40 197V198H41ZM52 197V196H51ZM213 197V196H212ZM45 198V197H44ZM89 198V197H88ZM92 198V197H91ZM152 199V198H151ZM197 199V198H196ZM215 199V198H214ZM216 199H219V198H216ZM228 199V198H227ZM226 199V200H227ZM239 199V198H238ZM200 200V199H199ZM223 200H224V198H223ZM225 200V201H226ZM237 200V199H236ZM17 201V202H18ZM42 201V200H41ZM60 201V200H59ZM69 201V200H68ZM177 201H178V199H177ZM205 201V200H204ZM211 201V200H210ZM220 201V200H219ZM20 202H18V203H20ZM71 202V201H70ZM209 202V201H208ZM241 202V201H240ZM248 202H249V200H248ZM262 202V201H261ZM85 203V202H84ZM97 203V202H96ZM192 203V202H191ZM217 204H218V202H216ZM225 203V202H224ZM242 203V202H241ZM258 203V202H257ZM13 204V203H12ZM68 204V203H67ZM250 204V203H249ZM63 205H65V204H62V206ZM83 205V204H82ZM86 205V204H85ZM143 205V204H142ZM225 205V204H224ZM227 205V204H226ZM19 206V205H18ZM31 206V207H30ZM47 206V205H46ZM53 206V205H52ZM84 206V205H83ZM181 206V205H180ZM202 206V205H201ZM200 206V207H201ZM228 206V205H227ZM234 206V205H233ZM238 206V205H237ZM236 206V207H237ZM248 206H250V205H248ZM15 207V206H14ZM45 207V206H44ZM64 207V206H63ZM177 207V206H176ZM175 207V208H176ZM199 207V206H198ZM205 207V206H204ZM207 207H208V204H207ZM219 207V206H218ZM252 207V206H251ZM37 208V207H36ZM40 209H41V207H39ZM47 208V207H46ZM65 215H66V220H68V217H69V222H75V221H78L79 220V218L76 216V212H75V210H74V206H73V208H72V206L70 205V206H68V205H66L65 206ZM179 208V207H178ZM214 208V207H213ZM215 208H216V206H215ZM224 208H227V207H225L224 206ZM253 208V207H252ZM257 208H258V206H257ZM48 209H51L52 210V208H48ZM48 209H47V211H48ZM207 209H209V208H207ZM234 209V208H233ZM233 209H231V210H233ZM260 209V207L258 208V210ZM39 210V209H38ZM46 210V209H45ZM51 210H50V212H51ZM81 210V209H80ZM84 210V209H83ZM176 210H177V208H176ZM227 210V209H226ZM230 210V209H229ZM264 210V209H263ZM6 211V210H5ZM53 212L52 213H54L55 211H54V209L52 210ZM179 211V210H178ZM204 211V210H203ZM216 211V210H215ZM240 211H241V209H240ZM251 211H252V209H251ZM62 212V211H61ZM168 212H169V209H168ZM196 212H197V210H196ZM200 212V211H199ZM223 212V211H222ZM233 212V211H232ZM242 212V211H241ZM248 212V211H247ZM32 213V212H31ZM55 213H57V215H58V212H55ZM64 213V212H63ZM194 213H195V211H194ZM201 213V212H200ZM220 213V212H219ZM234 213V212H233ZM233 213H231L232 215H233ZM258 213V212H257ZM41 214V213H40ZM48 214V213H47ZM198 214V213H197ZM197 214H195L196 216H197ZM226 214V213H225ZM236 214H238V213H236ZM245 214V213H244ZM44 215H45V213H44ZM44 215L42 216V218L41 219H45V217H44ZM50 215V214H49ZM201 215V214H200ZM246 215H247V213H246ZM258 215V214H257ZM59 216V215H58ZM62 216H64V215H62ZM204 216V215H203ZM213 216V215H212ZM219 216V215H218ZM224 216V215H223ZM236 216H239V215H236ZM242 216H244V215H242ZM250 216V215H249ZM3 217H7V215H6V213H5V215H4V213H3ZM2 216H1V218H3ZM12 217H13V215H12ZM11 217V218H12ZM41 217V216H40ZM60 218H62L61 216H59ZM59 217H57V218H59ZM65 217V216H64ZM207 217V216H206ZM229 216H227V218H228ZM47 218V217H46ZM215 218V217H214ZM241 218V217H240ZM239 218V219H240ZM6 219H8V218H6ZM29 219V218H28ZM50 219L51 220H54V219H56V217L53 215V218H51L50 217ZM218 219V218H217ZM243 219V218H242ZM242 219H240V221L242 220ZM251 219V218H250ZM3 220V219H2ZM17 220V219H16ZM47 220V219H46ZM63 220V219H62ZM65 220V219H64ZM214 220V219H213ZM213 220H211V221H213ZM246 220H247V218H246ZM245 220V221H246ZM264 220V219H263ZM5 221V220H4ZM38 221V220H37ZM195 221H197L196 219H195ZM226 221V220H225ZM234 221V220H233ZM232 221V222H233ZM259 221V220H258ZM51 222V221H50ZM210 222V221H209ZM209 222H208V224H209ZM224 222V221H223ZM222 222V223H223ZM249 222V221H248ZM260 222V221H259ZM1 223V222H0ZM39 223V222H38ZM198 223V222H197ZM196 223V224H197ZM212 223V222H211ZM254 223V222H253ZM262 223V222H261ZM7 224V223H6ZM68 224V223H67ZM238 224V223H237ZM263 224H264V222H263ZM12 225H13V223H12ZM164 225V224H163ZM169 225V224H168ZM234 225H236V223L234 224ZM4 226V225H3ZM10 226V225H9ZM14 226V225H13ZM27 226V225H26ZM166 226H167V224H166ZM198 226H199V224H198ZM260 226V225H259ZM262 226V225H261ZM2 227V226H1ZM6 227H8V226H6ZM5 227V228H6ZM11 227V226H10ZM15 227V226H14ZM168 227H170V226H168ZM197 227V226H196ZM202 227V226H201ZM203 227H204V224H203ZM237 227V226H236ZM239 227V226H238ZM256 227V226H255ZM198 228V227H197ZM210 228V227H209ZM249 228V227H248ZM263 228V227H262ZM261 228V229H262ZM15 229V228H14ZM52 229V228H51ZM204 229V228H203ZM233 229H234V227H233ZM243 229V228H242ZM245 229V228H244ZM250 229V228H249ZM249 229H247V230H249ZM253 229V228H252ZM0 230H1V228H0ZM3 230V229H2ZM237 230V229H236ZM15 231V230H14ZM50 231V230H49ZM171 231V230H170ZM223 231V230H222ZM226 231V230H225ZM258 231H259V229H258ZM264 231V230H263ZM263 231H262V233H263ZM5 232H6V230H5ZM123 232H124V230H123ZM235 232V231H234ZM245 232V231H244ZM29 232H27V234H28ZM50 233V232H49ZM57 233V232H56ZM187 233H189V232H187ZM237 233V232H236ZM246 233H247V231H246ZM5 234H7V233H5ZM15 234V233H14ZM26 234V233H25ZM124 234V233H123ZM240 234V233H239ZM236 235L237 234H235V238H236ZM5 235H1L0 237L2 238H0V241H2V240H4L5 239V237H4ZM224 236V235H223ZM225 236H227V235H225ZM247 236V235H246ZM246 236H245V238H246ZM6 237H8V236H6ZM28 237V236H27ZM110 237V236H109ZM193 237V236H192ZM195 237V236H194ZM233 237V236H232ZM252 237V236H251ZM173 238H174V236H173ZM116 239V238H115ZM218 240H216V241H218L219 242V238H217ZM250 239V238H249ZM11 240V239H10ZM170 240V239H169ZM181 240V239H180ZM190 240V239H189ZM192 240V239H191ZM190 240V241H191ZM225 240H226V238H225ZM229 240V239H228ZM5 241H6V239H5ZM128 241V240H127ZM239 241V240H238ZM245 241V240H244ZM125 242V241H124ZM132 242V241H131ZM171 242V241H170ZM226 242V241H225ZM228 242V241H227ZM235 242V241H234ZM248 242V241H247ZM250 242V241H249ZM4 243V242H3ZM3 243L0 245V246H2L3 245ZM108 243V242H107ZM110 243V242H109ZM172 243V242H171ZM195 243V242H194ZM220 243H223V241L221 240V242ZM245 243V242H244ZM125 244V243H124ZM176 244V243H175ZM204 244H205V242H204ZM242 244V243H241ZM240 244V245H241ZM260 244V243H259ZM116 245V244H115ZM193 245V244H192ZM227 245V244H226ZM234 245H235V243H234ZM243 245V244H242ZM126 246V245H125ZM173 246V245H172ZM176 246H178L177 244H176ZM206 246V245H205ZM209 246V245H208ZM208 246H206L207 248H208ZM246 246V245H245ZM244 246V247H245ZM250 246V245H249ZM175 247V246H174ZM216 247V246H215ZM251 247H253V246H251ZM259 247V246H258ZM74 248H75V246H74ZM206 248V249H207ZM236 248V247H235ZM235 248H231V249H233V251L235 250ZM241 248V247H240ZM248 248V247H247ZM178 248H176V250H177ZM205 249V248H204ZM217 249V248H216ZM109 250V249H108ZM124 250V249H123ZM184 250V249H183ZM182 250V251H183ZM213 250V249H212ZM241 250H242V248H241ZM263 250V249H262ZM206 251V250H205ZM216 251V250H215ZM227 251V250H226ZM231 251V250H230ZM236 251V250H235ZM258 251V250H257ZM15 252V251H14ZM179 252V251H178ZM184 252V251H183ZM209 252V251H208ZM217 252V251H216ZM227 252H229V251H227ZM237 252V251H236ZM235 252V253H236ZM264 252V251H263ZM262 252V253H263ZM2 253V252H1ZM6 253V252H5ZM182 252H180V254H181ZM248 253V252H247ZM251 253V252H250ZM257 253V252H256ZM78 254H79V252H78ZM178 254V253H177ZM209 254H211L210 252L208 253V256H209ZM234 254V253H233ZM236 254H238V253H236ZM236 254H234V255H236ZM5 256H3L1 259H3V258H6L7 257V254H4ZM218 255V254H217ZM228 255V254H227ZM244 255V254H243ZM246 255H248V254H246ZM1 256H2V254H1ZM225 256V255H224ZM230 256H232L231 255V253H230ZM178 257V256H177ZM217 257V256H216ZM233 257V256H232ZM234 257H237V256H234ZM246 257V256H245ZM252 257V256H251ZM8 259V258H7ZM220 259V258H219ZM233 259V258H232ZM5 261V260H4ZM185 261H186V259H185ZM188 261V260H187ZM204 261H206V260H204ZM208 261V260H207ZM237 261V260H236ZM216 262V261H215ZM214 261H213V263H215ZM250 262V261H249ZM252 262V261H251ZM260 262V261H259ZM262 263V262H261ZM264 263V262H263ZM262 263V264H263ZM211 264H212V262H211ZM242 264V263H241ZM251 264V263H250ZM256 264H257V262H256Z\"/></svg>",
	"mask_w": 264,
	"mask_h": 264
}]
</instances>
